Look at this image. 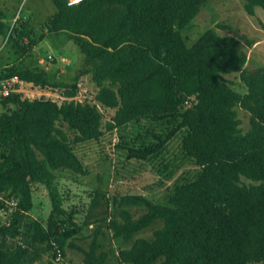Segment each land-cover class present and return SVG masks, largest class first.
<instances>
[{
	"label": "trees",
	"instance_id": "trees-1",
	"mask_svg": "<svg viewBox=\"0 0 264 264\" xmlns=\"http://www.w3.org/2000/svg\"><path fill=\"white\" fill-rule=\"evenodd\" d=\"M51 1L56 11L39 34L30 18L18 14L7 23L0 10V33L13 49L0 80L16 76L70 97L81 76L89 75L96 86L94 100L114 113L103 123L95 103L62 105L20 92L0 98L6 108L0 113V193L17 200L8 223L0 219V242L5 240L0 264H42L46 255V264H58V252L61 258L67 249L81 252L82 264H106L99 227L87 248L77 244L81 228L63 206L56 171L84 175L75 146L140 119L148 124L149 138L139 145L124 143L127 159L148 161L182 132L181 153L197 171L192 180L173 185L165 203L141 194L113 196L117 216L107 227L112 237L132 240L117 252V264L160 259L159 264H264V67L246 70L239 39L211 28L187 45L181 31L208 0ZM243 7L253 15L255 7L264 11V0H244ZM48 33L67 35L85 57L71 81H51L44 70L25 62ZM234 73L246 92L225 80ZM236 105L249 113L245 132ZM242 176L254 183H243ZM35 183L49 196L45 224L30 215ZM132 206L144 212L133 217ZM158 220L162 224L151 238H134Z\"/></svg>",
	"mask_w": 264,
	"mask_h": 264
},
{
	"label": "rangeland",
	"instance_id": "rangeland-1",
	"mask_svg": "<svg viewBox=\"0 0 264 264\" xmlns=\"http://www.w3.org/2000/svg\"><path fill=\"white\" fill-rule=\"evenodd\" d=\"M243 2L244 0H208L207 5L181 31L187 45L211 28L219 35H231L239 39L238 49L245 51L247 55L246 70L255 71L264 67V11L255 7L254 14L249 15L244 10ZM0 10L7 23H11L18 14L25 19L30 18V27L39 34L40 25L55 13L56 8L51 0H0ZM218 24L223 27H218ZM246 39L251 43H247ZM12 56L13 49L5 44V37L0 33V68L10 63ZM84 60L78 46L67 35L49 33L25 58L26 63L44 70L51 81H71L82 69ZM224 78L235 91L246 92V86L238 73ZM25 88L30 91L23 94L28 98L43 95L59 104L62 102L61 97L66 98L64 102L69 103L78 100L95 103L103 114V123L109 121L114 113V109L102 107L94 100L96 86L90 81L89 75L81 76L76 93L70 97L28 84ZM5 109L0 104V113ZM235 109L240 121L239 127L245 132L250 127L249 113L239 105ZM147 127L148 124L140 119L138 123L105 131L98 140L77 144L75 152L85 166L84 175L68 170L56 171L54 183L61 193L63 206L73 213L76 224L81 228L77 244L87 248L94 229L99 227V250L108 253L106 264H117V252L129 247L132 241L112 237L107 227L108 220L117 216V208L112 203L113 196L141 194L153 202L165 203L171 187L192 180L197 171V167L181 153L182 132H178L159 154L148 161L127 159L122 146L126 142L139 145L141 138H149L145 132ZM241 181L245 184L254 183L243 176ZM32 188L33 208L30 215L45 224L51 208L47 190L39 183H35ZM129 210L133 217L144 212L143 207L132 206ZM161 224V220L154 222L134 235V238H151L152 231ZM48 258L50 256H43L42 264H46ZM82 260L81 252L67 249L58 264H82ZM160 262L161 259L154 264Z\"/></svg>",
	"mask_w": 264,
	"mask_h": 264
},
{
	"label": "built area",
	"instance_id": "built-area-1",
	"mask_svg": "<svg viewBox=\"0 0 264 264\" xmlns=\"http://www.w3.org/2000/svg\"><path fill=\"white\" fill-rule=\"evenodd\" d=\"M80 1L81 0H66V3L68 5H72V4H77ZM63 61H65V59H63ZM25 86L26 84L20 79H18L16 76L0 80V96L7 97L12 92H20L22 94H24L25 92L26 93L30 92L25 88ZM61 99H62V102H61L62 105L68 102V101L64 102L66 100V98L64 97H61ZM78 101L81 102L80 100ZM0 204H2L3 206L0 208V219H2L5 223H8V220H9L8 216L10 215L11 212L15 211L17 208V200L12 196L6 197L0 193ZM56 259L57 260L60 259L59 252L57 254Z\"/></svg>",
	"mask_w": 264,
	"mask_h": 264
},
{
	"label": "water",
	"instance_id": "water-1",
	"mask_svg": "<svg viewBox=\"0 0 264 264\" xmlns=\"http://www.w3.org/2000/svg\"><path fill=\"white\" fill-rule=\"evenodd\" d=\"M4 246H5V240L4 238H2L0 242V248H4Z\"/></svg>",
	"mask_w": 264,
	"mask_h": 264
},
{
	"label": "crops",
	"instance_id": "crops-1",
	"mask_svg": "<svg viewBox=\"0 0 264 264\" xmlns=\"http://www.w3.org/2000/svg\"><path fill=\"white\" fill-rule=\"evenodd\" d=\"M3 21H5V19H4V17H3V19H2Z\"/></svg>",
	"mask_w": 264,
	"mask_h": 264
}]
</instances>
